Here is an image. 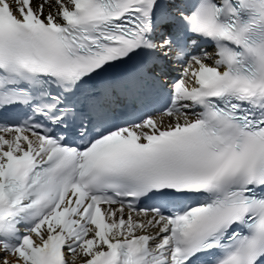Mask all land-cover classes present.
<instances>
[{"label":"snow or ice","instance_id":"1","mask_svg":"<svg viewBox=\"0 0 264 264\" xmlns=\"http://www.w3.org/2000/svg\"><path fill=\"white\" fill-rule=\"evenodd\" d=\"M0 264H264V0H0Z\"/></svg>","mask_w":264,"mask_h":264}]
</instances>
